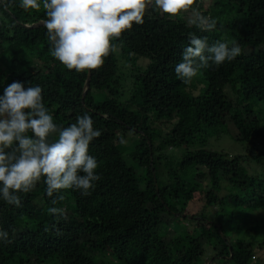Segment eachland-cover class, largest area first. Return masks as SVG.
<instances>
[{
  "label": "trees",
  "instance_id": "16d2710c",
  "mask_svg": "<svg viewBox=\"0 0 264 264\" xmlns=\"http://www.w3.org/2000/svg\"><path fill=\"white\" fill-rule=\"evenodd\" d=\"M192 6L217 21L213 31H200L181 14L169 18L153 4L142 25L112 39L114 50L100 68L77 72L51 54L42 0L39 10L21 8L20 0H0V89L13 81L25 88L39 85L54 123L67 127L87 113L102 133L89 145L101 175L90 195L60 190L54 196L64 199L52 205L42 177L34 191L19 193L20 207L0 197V230L15 244L5 248L8 243L0 240V264H249L255 250L264 248V221L253 215L264 210V0H212L211 9L195 0ZM189 34L207 37L209 45L223 42V36L235 39L241 54L200 69L185 84L175 66ZM249 48L254 50L245 51ZM24 58L30 65L18 66ZM140 58L144 65L137 64ZM120 59L128 66H120ZM93 92L104 98L94 100ZM222 113L239 141L260 148L231 156L186 149L160 182L156 171L163 150L225 131ZM162 120H171L165 134L153 124ZM129 136L132 147L118 150ZM57 139L58 133L49 136L50 143ZM251 161L260 169L249 170ZM195 202L202 203L198 210L189 207ZM53 206L63 208L67 220L57 223L48 213ZM207 206L215 212L207 213ZM52 224L59 233L44 231ZM209 246L211 254L205 253Z\"/></svg>",
  "mask_w": 264,
  "mask_h": 264
},
{
  "label": "clouds",
  "instance_id": "9594fccd",
  "mask_svg": "<svg viewBox=\"0 0 264 264\" xmlns=\"http://www.w3.org/2000/svg\"><path fill=\"white\" fill-rule=\"evenodd\" d=\"M194 2L154 0V7L172 18L188 11ZM42 4L47 16L42 23L52 56L67 69L83 72L104 64V58L114 50L113 38H119L133 24L144 23L153 0H42ZM20 7L39 10L41 0H20ZM189 24L208 32L216 28L217 21L194 10ZM240 54L241 47L235 42L231 47L219 40L209 45L207 37L189 34V44L175 73L187 84L200 69L220 66ZM29 130L31 136L27 135ZM53 133H58V139L50 143ZM101 135L87 113L67 127L58 126L43 103L40 86L25 88L22 82L13 81L0 95V197L8 205L20 207L19 193L31 192L42 177L52 205L64 199L54 196L60 190L90 195L101 175L96 171V158L89 154V145ZM48 213L58 218L57 223L67 220L63 208L49 207ZM51 229L59 233L57 224L45 226L44 231ZM0 240L11 243L7 230H0Z\"/></svg>",
  "mask_w": 264,
  "mask_h": 264
},
{
  "label": "rangeland",
  "instance_id": "374dc122",
  "mask_svg": "<svg viewBox=\"0 0 264 264\" xmlns=\"http://www.w3.org/2000/svg\"><path fill=\"white\" fill-rule=\"evenodd\" d=\"M201 3L203 4V6H207L208 9H211V2L212 0H200ZM153 4H154V0H153ZM150 5L148 6L146 13L149 11ZM194 6H192L188 11H182L181 17H183L187 22L190 21V19L192 18L193 15V11H194ZM196 11V10H195ZM223 42H227L229 44V46L232 45L233 42H235V39H228L226 40L225 37L223 36ZM237 42V41H236ZM235 42V43H236ZM263 48V47H262ZM254 50V48H249V49H245V51H252ZM120 66H128L125 62H123L121 59L119 60ZM146 63L145 59H138L137 60V64L139 65H144ZM17 65L21 66V67H28L30 65V61L28 59H19L17 61ZM2 67V66H0ZM1 71V68H0ZM0 78H1V74H0ZM1 81V80H0ZM6 86L2 87L0 89V95H3L4 93V89ZM126 91H124L121 95H119V99L123 100L124 99V95ZM104 98V95L101 93H95L93 92V99L94 100H101ZM264 116V114H263ZM222 120L223 125L225 126V131H220V132H216V133H211V134H206L204 136V140L196 142L192 145L189 144H180L177 147H167L165 148V150H163V152L161 153V159H162V163L161 165H157V176L159 177L158 180L160 182L165 181L166 179V174H165V170L168 168L170 169L172 166H174L176 163L175 160H178L177 158H179V156L186 150V149H192V148H198V147H203L206 149H210V150H215V151H222L226 154H228V156L234 155V154H241V153H248V152H256V148H260V145L258 144L255 148H251L249 147V145H247L244 142L239 141V137H238V132L235 129V127L230 123V121L228 120L227 116L225 115V113H222V115H220ZM170 121L168 120H162L160 122L155 121L154 127H157V129L159 130L160 134H165L166 132H168L169 127H170ZM201 139V138H200ZM133 145V137L129 136L127 138H125L123 141L119 142L117 144V149L120 151H123L125 149L131 148ZM248 146L247 149H244L245 146ZM264 148V144L262 146ZM127 164L132 166L134 168V170L136 172L140 171V168L133 163L130 159L126 160ZM163 164L165 165V167L163 166ZM250 169H260L259 166L255 163H253L252 161L250 162L249 166ZM262 171H264V168H262ZM38 185V183H37ZM36 185V186H37ZM142 186V185H139ZM36 188V187H35ZM35 188L32 190L34 191ZM223 192L220 191L219 193H217L218 195L222 194ZM197 203V204H196ZM194 204H196V206H194ZM202 205L201 202H195L193 203V205L191 204V208H193L194 210H198V208ZM207 213H214L216 210V207L213 206H207ZM255 217L260 216V222L264 221V210H259L257 212H255L253 214ZM253 216V218H254ZM167 220H170V217H166ZM252 222V219H249L247 221H245L244 223L246 225H249ZM171 226L173 228V231H179L180 226L175 225L174 223H171ZM170 231V232H173ZM243 231H242V236H243ZM231 237L233 236L230 235ZM9 244V245H8ZM7 245H5V248H10L14 247L15 244L14 243H8ZM213 246L215 249L220 248V245L216 242L213 241ZM210 246L208 247V250L205 251V253H209L211 254V250L209 249ZM263 253H264V248H262L261 250H255L254 252V260L252 261V259L250 260L249 264H262V258H263ZM99 254V253H98ZM101 254H99L98 256H100ZM255 261V262H254Z\"/></svg>",
  "mask_w": 264,
  "mask_h": 264
},
{
  "label": "water",
  "instance_id": "95a60500",
  "mask_svg": "<svg viewBox=\"0 0 264 264\" xmlns=\"http://www.w3.org/2000/svg\"><path fill=\"white\" fill-rule=\"evenodd\" d=\"M40 23H41V22H38V23H36V24H40ZM89 75H90V74H89V71H87V73H86V77H85V80H84V88H83V91H82V95H81V97L83 96L85 90L88 88ZM206 264H209V261H208Z\"/></svg>",
  "mask_w": 264,
  "mask_h": 264
}]
</instances>
